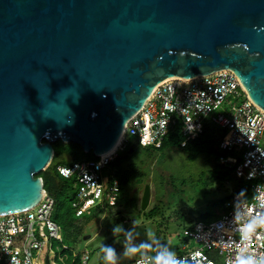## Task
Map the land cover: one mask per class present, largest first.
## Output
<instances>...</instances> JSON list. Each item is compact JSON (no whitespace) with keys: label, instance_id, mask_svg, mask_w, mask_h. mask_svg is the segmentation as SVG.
<instances>
[{"label":"water","instance_id":"water-1","mask_svg":"<svg viewBox=\"0 0 264 264\" xmlns=\"http://www.w3.org/2000/svg\"><path fill=\"white\" fill-rule=\"evenodd\" d=\"M224 69L264 109V0H0V216L42 200L53 142L100 158L157 85Z\"/></svg>","mask_w":264,"mask_h":264},{"label":"built area","instance_id":"built-area-1","mask_svg":"<svg viewBox=\"0 0 264 264\" xmlns=\"http://www.w3.org/2000/svg\"><path fill=\"white\" fill-rule=\"evenodd\" d=\"M207 119L224 130L220 147L230 154L222 156L220 164L234 168L237 178L249 181L252 194L245 197L230 190L227 211L211 222L199 220L187 227L185 240L175 252L190 264H234L243 246L241 215L260 211L254 199L259 194L255 189L259 186V191L264 192V157L261 156L264 154V109L251 100L232 70L166 79L154 88L142 110L130 119L114 153L98 160L75 162L73 167L59 166L67 177L77 173V200L72 203L77 216L90 213L105 199L111 206L116 205L120 183L115 180L106 185L102 172L132 138L144 147H161L164 139L176 132L184 137L182 145L185 146L203 133ZM179 125L183 126L182 134L177 131ZM53 204L54 199L46 192L35 207L0 216V264H47V257L50 264H61L56 260L58 254L52 243V239L63 241L61 227L51 217ZM251 247L257 254L264 253V235L254 237ZM209 251L218 252L221 260L213 259ZM89 258L88 251L81 255L84 264Z\"/></svg>","mask_w":264,"mask_h":264},{"label":"rangeland","instance_id":"rangeland-1","mask_svg":"<svg viewBox=\"0 0 264 264\" xmlns=\"http://www.w3.org/2000/svg\"><path fill=\"white\" fill-rule=\"evenodd\" d=\"M177 128V131L182 134L183 126L179 125ZM63 148L64 153L59 161L67 162V164H70L74 157L77 160H85L92 156L91 152L85 153L77 145L71 148L68 144ZM125 166L136 167L145 172L143 182H133L130 186V195L137 197L138 206L136 210L125 206L108 208L100 219L92 220L88 225L87 222L80 219L83 225H87L85 227L86 233L80 239L69 243L67 250L59 240L52 239L53 250L58 254L56 259L58 262L61 264H84L82 260L76 263L75 258L76 255H82L88 251L90 258L87 264H105L102 252L105 244H112L118 252L122 253L125 238L123 233L113 236L112 227L114 224H123L125 228L135 227V230L140 234L137 243L146 239L145 233L151 231L175 251L185 240V229L202 220H197V214H200L201 211L205 212L203 205L215 198L222 199L228 196L230 188L233 186L231 181H227L224 187L216 183H206L202 174L212 164L202 157L189 160L185 151L178 147L164 151L143 147L139 154L128 161ZM147 184L151 186V201L147 209L143 210L142 197ZM209 189L211 192L205 193ZM64 190H66L65 193L69 198H74L78 190V183L75 188L68 186ZM248 192L247 195L250 197L252 190L249 189ZM155 206H159L161 214L152 219L148 218L146 213ZM119 210L122 211L123 218H119ZM179 213L186 215L187 220L186 218L185 220L180 219ZM217 218V213L213 211L207 221H202L211 222ZM133 220L136 222L135 225L132 224ZM209 255L217 261L221 260L216 251H209ZM53 256L52 253L51 260ZM137 258L130 259L121 256L119 264H132V261Z\"/></svg>","mask_w":264,"mask_h":264},{"label":"trees","instance_id":"trees-1","mask_svg":"<svg viewBox=\"0 0 264 264\" xmlns=\"http://www.w3.org/2000/svg\"><path fill=\"white\" fill-rule=\"evenodd\" d=\"M223 134L224 130L222 128H220L213 121L207 119L203 133L197 139L189 140L185 146L182 145L184 137H182V135H178L176 132L170 133L164 139L161 147H156L155 145L144 147L136 138H132L127 147L123 151H119L118 156L114 160L110 161L102 172L106 185H111L115 180H118L120 183V193L116 205L111 206L108 203V200L105 199L102 205H98L93 208L90 213H84L80 216H77L76 209L72 204L75 200H77L78 190L76 195H74V198H69L65 193L66 190H64L65 187L68 186L75 188L78 183L77 173L75 172L71 176L67 177L60 172L59 166L63 165L73 167L75 162L98 160L99 158L91 152L92 156L90 159L77 160V158L74 157L70 164H67V162H61L59 160L61 155L64 153L63 147H66L68 144H70L71 148L73 146L76 147V145L80 149L81 147L78 144L72 142L65 143L62 140L53 142L55 155L52 163L45 171L39 173L38 176L43 177L45 189L49 196L54 199L51 217L61 227L63 238L61 243H63V247L67 250L69 243L80 239L86 233L85 227L92 222V220L100 219L108 208L110 209L125 206L136 210L138 201L136 196L130 195V186L133 182H143L145 172L137 169L136 167H127L125 165L128 161L135 158L143 147L154 148L162 151L178 147L185 151L189 160H195L199 157L205 158L212 164V166L202 174L206 183H216L221 187H224L227 181H231L233 186L230 190H234L243 194L245 197H248V190H252L251 183L247 180L237 178L234 168L223 166L219 162L222 156L227 157L230 154V152L220 147V141ZM131 148H133L132 152H130ZM210 190L211 189L205 193L211 192ZM230 197L231 196L228 194V196H225L222 199L215 198L212 201H207L206 204L203 205L205 212L201 211L200 214H197V220L202 219L207 221L213 211L217 213L218 217H220L227 211L226 202ZM118 212L120 214L119 218H123L121 214L122 211L119 210ZM160 214L159 206H155L152 210L146 213V216L152 219ZM179 217L180 219L182 218L185 220L186 218L187 220V217L184 214L179 213ZM80 219L87 222V225H83V223L80 222ZM80 261L81 255H76L75 262L79 263Z\"/></svg>","mask_w":264,"mask_h":264},{"label":"clouds","instance_id":"clouds-1","mask_svg":"<svg viewBox=\"0 0 264 264\" xmlns=\"http://www.w3.org/2000/svg\"><path fill=\"white\" fill-rule=\"evenodd\" d=\"M261 156L264 157V154ZM255 191L259 193L254 196V199L257 201L256 206L260 211H256L254 214L245 212L241 215L243 222L240 227V235L243 246L239 249L234 264H264V253L257 254L251 247L254 237L258 238L264 235V192L259 191V186ZM135 223L133 220L132 224L135 225ZM120 233H123L125 238L123 252H118L112 244H105L102 248L105 264H119L121 256L130 259L139 257L136 264H190L187 258L178 256L151 231H147L146 239L140 240L138 243L136 241L140 234L135 230V227L125 228L123 224H114L112 227L113 236Z\"/></svg>","mask_w":264,"mask_h":264},{"label":"bare ground","instance_id":"bare-ground-1","mask_svg":"<svg viewBox=\"0 0 264 264\" xmlns=\"http://www.w3.org/2000/svg\"><path fill=\"white\" fill-rule=\"evenodd\" d=\"M176 77H178V76H174V77H171V78H176ZM120 142H121V141L118 142L117 146H116L111 152L107 153V154L104 155V156H108V155H111L112 153H114V152L116 151L117 147L119 146Z\"/></svg>","mask_w":264,"mask_h":264}]
</instances>
